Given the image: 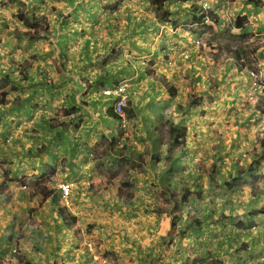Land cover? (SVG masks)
Here are the masks:
<instances>
[{"label":"clouds","instance_id":"obj_1","mask_svg":"<svg viewBox=\"0 0 264 264\" xmlns=\"http://www.w3.org/2000/svg\"><path fill=\"white\" fill-rule=\"evenodd\" d=\"M19 10L40 19L37 27L13 19L10 12ZM90 12L112 25L111 35L108 23L98 27L88 18ZM117 19L122 21L118 25ZM5 20L13 34L0 36L3 95L17 92L15 83L32 77L23 64L18 66L20 70L8 71L11 62L19 64L27 58L28 38L18 40L16 28L24 37L38 28L44 35L50 25V41L80 32L92 42L93 66L87 73L73 71L69 89L76 90L78 99L103 97L104 104L112 103L117 124L107 117L109 123L103 126L90 120L88 126L96 128L90 138L70 129L74 145H80L75 159L77 175L63 161L57 162L69 194V203H65L56 188L59 207L49 201L41 211L30 200L34 185L51 175L45 167L49 163L46 157L35 159L17 149L20 155L9 157L15 175H5L10 166L0 155V264H114L99 248V240L105 241L103 250L114 247L121 257L136 243L132 255L137 264L149 249L160 258V264H264V174L252 170L253 155L264 153L260 146L264 141V4L258 0H154L153 4L146 0H19L9 10L0 8V26ZM141 21L145 28L137 29ZM209 40L219 41L223 49L213 52ZM205 42L212 49L189 63L192 52L198 50L192 45ZM214 55L219 56L218 62ZM170 60L176 62L169 64L171 72L164 67ZM201 60L207 72L199 67ZM180 62L183 68L177 69ZM191 69L195 70L193 78L204 79L179 96L157 79L164 75L172 82L176 71ZM109 70L111 85H97L90 92L89 83ZM43 78L48 79L46 73ZM217 96L220 103L214 105ZM197 100L204 101L207 114L192 111L201 108ZM129 103L136 113L133 120L126 110ZM113 104L118 112L125 107V127ZM233 108L245 127L228 129L227 140L229 146L233 142L243 146L237 156H243L240 167L247 170L237 172L230 163L221 170L217 164L212 175L201 168L209 144L208 126L227 124V112ZM85 111L99 116L108 108L85 107ZM117 127L122 135L128 128L138 129L136 134L143 142L134 140V144H139L143 160L130 164L126 157L107 149L120 136ZM33 163L39 171L32 170ZM133 174L140 176V183L129 180L126 184L125 177ZM32 176L39 180L30 184ZM202 176L207 178L201 181ZM70 200L81 226L98 221L95 238L81 243L78 232L65 223L63 211L70 207ZM131 215L142 223H126ZM146 216L151 223L144 220ZM68 221L74 222L75 217Z\"/></svg>","mask_w":264,"mask_h":264},{"label":"crops","instance_id":"obj_2","mask_svg":"<svg viewBox=\"0 0 264 264\" xmlns=\"http://www.w3.org/2000/svg\"><path fill=\"white\" fill-rule=\"evenodd\" d=\"M10 1H12L10 5L17 4V2L19 3V0ZM40 2L43 3L44 0H40ZM146 2L153 4L150 0H146ZM258 3L264 4V0H258ZM52 11L55 12L56 9L53 8ZM88 18L96 21L98 27L104 23H108L107 21L99 20L97 16L93 15L91 12L88 14ZM127 19L129 24H131V17L129 16ZM5 21L8 22L7 20ZM121 22L120 19H117L116 21L117 25ZM66 26L67 25L65 24V27ZM136 28H145L144 22L141 21L136 24ZM17 29L19 30V28ZM111 29L112 25L108 23L109 35H111ZM47 31L45 39H28V47L24 49L27 57L25 60L30 59V56H32L33 59L31 62L25 60L19 64L15 61L11 62L13 66L8 71L15 69L20 70L18 66L23 64L24 71H28L32 77H30L29 80L25 79L15 83L19 90L17 93L19 96L14 95L15 92L12 93L14 97L16 96L13 102V111L7 112L8 116H3L2 120L0 119V154L8 163H13V160L9 158L10 156L17 157L20 155L17 149L23 150L27 156L35 159L46 157L49 161L45 167L51 175H48L43 183L35 184V190L30 194L31 203L33 205L39 204L41 211L47 206L49 201H51L53 206L56 205L55 207L60 206V193L55 187V182L62 181V172L59 170L57 162L63 161L68 168L73 169V175H77V163L75 162V159L80 145L78 143L74 145L70 129L76 132H81L82 136L85 138H90L93 133L96 132L94 126H88L90 120H97L98 123L102 122L103 126L109 123L107 118H110L112 122L117 124V121L113 118L114 116L112 114V103L107 105L104 104L103 97L99 100L78 99L76 90L74 88L71 90L69 89V85L73 83V78L70 75L73 71L79 70L81 73H87L89 67L93 66V49L91 40L87 38L86 34L75 32L72 37L60 35L58 38L50 41L49 36L52 31L50 25ZM12 34L13 33L10 32L7 35L11 36ZM4 35H6V33H0V36ZM95 35L96 33H93L94 37ZM16 38L21 41L25 39L20 33H16ZM81 40L83 41L82 43ZM209 41L212 42V40ZM205 44L206 42L201 43L198 46L192 45L194 49L198 50L192 52L189 63L197 61L198 57L204 56L207 53V49H212L208 46L206 48ZM133 47H135V45H133ZM50 48L51 50H49ZM212 51L215 52L216 50L212 49ZM38 53L42 54L41 57H37V55H39ZM213 59L218 62L219 56L214 55ZM49 61L53 63V66L49 65ZM170 63L176 62L171 60L165 62L164 67L166 71L169 72L172 71L171 67H169ZM198 64L203 71H208L207 65L202 60L199 61ZM80 65H83V67H80ZM182 68L183 63H177V69ZM194 71V69L188 70L187 72L178 70L174 73L172 82H169L164 75L158 76L157 79L163 80L167 86L171 87L175 95L179 96L183 89L192 88L194 90L195 86L200 84L204 79L202 76L193 78ZM45 73L48 77L46 80L43 78ZM15 74H17V71ZM36 74L38 76L34 78L33 75L35 76ZM81 78L83 79L84 76H81ZM141 79H143V76H141ZM111 83L112 74L109 70L105 75L99 76L89 83V91L91 92V90L97 85L104 88L111 85ZM152 86L155 87V85ZM191 99L192 94L189 95V101H191ZM195 103L201 105V108H192L193 112L203 111L207 114L208 108L203 107V100H197ZM213 103L214 105L220 103L219 96L213 98ZM225 103H227V101H225ZM82 104L84 107H82ZM85 107L96 109L97 111L102 107H107L108 111L107 113H100L99 116H95L93 113L85 111ZM126 110L129 119H135L136 113L130 103ZM28 113H30V116L27 119V125H25V119ZM238 116V110L233 108L227 112V124H221L219 128L216 127L215 123L209 124V144L204 149V159L201 162V168L205 172L215 175L217 172V164H220L222 166L221 170H223V168L228 167L229 163L231 168L237 170V172H240V169H243L240 167L243 156H237V153L241 151L243 146L241 145L238 147L235 142L229 146L227 140L228 129H232L236 126L241 128L245 127V125L240 124ZM234 117L236 118L235 120ZM11 122L19 123L18 125L22 124V126L17 125L18 127L13 125L12 129L14 133L13 131L12 133L14 136L12 138L9 135V128L12 127ZM37 126V130L32 129ZM116 131L120 133L119 127L116 128ZM127 132L126 135L120 133V136L113 144L107 145V149L116 153L118 156L126 157L131 164L135 159H144V156L139 151V144H134V140L139 141L140 143L143 141L142 138L136 134L138 132L137 128H128ZM36 136H39L38 140H35ZM101 139H104L103 135H101ZM245 139H247V137H245ZM4 142H10L11 145L9 143L3 144ZM260 146L264 149V141L261 142ZM42 162L43 161L41 160V163ZM12 163L10 165H12ZM31 167L34 172L40 170L36 167L35 163H33ZM8 170L9 172L7 175H15V173L11 172V167H9ZM258 173L259 175L264 174V159L260 163ZM206 178L207 176H202L201 181ZM140 179V176L133 174L130 177H125V183L127 184L130 180L133 184H139ZM37 180H39V177L32 176V180L29 183L31 184L33 181ZM169 181L172 183L171 180ZM144 183L147 184L148 181L144 180ZM171 183L169 185H171ZM78 198L79 197H77V199ZM56 201H58L59 204H57ZM70 203V207L65 211H68L70 215L74 216L75 221L70 222L64 217L65 223L78 232L81 237V243L83 239L95 238L98 221L90 220L87 224L81 226L76 218L77 213L72 206L71 200ZM62 215L64 216V214ZM144 220L151 223V219L147 216ZM125 222L129 224L131 222H136L138 225L142 223L136 215H131ZM159 227L163 229L164 225L161 223L159 224ZM109 239H113V237H109ZM104 245V240L98 241L99 248L104 251L114 263L137 264L136 258L132 255V249L137 247L136 243L132 242V247L125 250L124 257H121L120 253L114 247L111 248V250H103ZM151 263L160 264V258L154 255L152 249H149L147 256L140 259L138 264ZM89 264H91V261H89Z\"/></svg>","mask_w":264,"mask_h":264},{"label":"rangeland","instance_id":"obj_3","mask_svg":"<svg viewBox=\"0 0 264 264\" xmlns=\"http://www.w3.org/2000/svg\"><path fill=\"white\" fill-rule=\"evenodd\" d=\"M10 3H12V1H10V0H0V8H2V9H4L5 7V10H9V7H10ZM17 4H18V2H17ZM20 9H24V6L21 4L20 5ZM18 12H16V13H11L10 12V15L13 17V19H15V20H17V21H19V22H21L19 19H18V14H17ZM6 22V21H5ZM4 22V24L2 25V26H0V33H6V35L8 34V33H10L11 31H8V29H9V22H6L5 23ZM37 31L40 33V31H39V28L37 29ZM15 32L16 33H19V30L16 28L15 29ZM48 32V31H47ZM46 32V33H47ZM30 34H32V33H29V35ZM24 38H27L26 37V35L24 36ZM213 42V49H215V50H217V49H223V44L222 43H220L219 41H212ZM39 54V53H38ZM41 55L42 54H39V55H37V57H41ZM32 56H30V59H28V60H25V61H27V62H31L32 61ZM38 61H40V60H38ZM52 61V60H51ZM49 65L50 66H53V63L51 62V63H49ZM57 65V64H56ZM55 65V66H56ZM18 90V89H17ZM19 92V90L17 91V92H15V94L14 95H17L18 96V93ZM1 93V92H0ZM22 93V92H21ZM12 97H13V95L12 94H10V95H3V93H1V96H0V98L1 99H4V105L3 106H1V104H0V115H2V116H8V114H7V112H12L13 111V106H14V100L12 99ZM16 97V96H15ZM11 99H12V101H11ZM11 102V103H10ZM2 109V110H1ZM30 113H28L27 114V117H26V121H25V125H27V122H28V118H29V115ZM18 121H20V120H18ZM17 122V121H16ZM16 122H11L12 123V127L11 128H9L10 129V133H9V135H10V137L12 138L14 135H13V133H14V131H13V125L14 126H17L19 123H16ZM18 126H22V124H20V125H18ZM17 126V127H18ZM40 126V125H39ZM32 129H34V130H37L38 129V126L37 127H35V128H32ZM12 131H13V133H12ZM26 131V130H25ZM30 132H32V131H30ZM25 138H26V136H25ZM39 139V136H36V139L35 140H38ZM10 145H11V143L10 142H8ZM7 142L5 143H3V144H8ZM0 149H1V147H0ZM10 152V151H9ZM1 155V154H0ZM5 159V158H4ZM4 162L5 163H8L7 161H6V159L4 160ZM12 162H10V163H8L9 164V166L11 167V164ZM9 172V170H7L5 173H8ZM168 183L170 184L171 182L170 181H168ZM172 184V183H171ZM56 206V205H55ZM135 248V247H134ZM114 264H116V263H114ZM152 264V263H151Z\"/></svg>","mask_w":264,"mask_h":264},{"label":"trees","instance_id":"obj_4","mask_svg":"<svg viewBox=\"0 0 264 264\" xmlns=\"http://www.w3.org/2000/svg\"><path fill=\"white\" fill-rule=\"evenodd\" d=\"M153 3H154V0H151ZM18 19L20 21H22L25 25H28V26H31V27H37V24L38 22L40 23V19H38L37 17L35 16H26L23 11L19 10L18 11ZM46 34V33H45ZM41 35V33H39L38 31H36L35 33H32L29 35L28 34H24V36L26 35V37L28 39H45L46 38V35ZM46 79V78H45ZM44 79V80H45ZM2 81V80H0ZM1 83V82H0ZM1 86V85H0ZM2 93V92H1ZM1 93H0V96H1ZM0 104H4V99H0ZM112 114L114 115V113L112 112ZM264 159V154H261V153H257L255 155H253V160L255 161V163L252 165V170L256 173H258V169H259V166H260V163L261 161ZM242 172L243 170H247L245 168L243 169H240ZM5 175H7V173H5ZM57 203V201H56ZM63 209H60V211H62ZM64 214H65V218L67 220H74V217L72 215H70V213L66 212L65 210L63 211Z\"/></svg>","mask_w":264,"mask_h":264},{"label":"built area","instance_id":"obj_5","mask_svg":"<svg viewBox=\"0 0 264 264\" xmlns=\"http://www.w3.org/2000/svg\"><path fill=\"white\" fill-rule=\"evenodd\" d=\"M110 88V87H108ZM108 88H105V89H108ZM117 100V103H119V97L116 98ZM113 111L115 112V114L118 116V119H119V122H120V125L122 127H125V123L127 121V118H126V113H125V107H122V111H116V105L113 104ZM55 185H56V188L59 189L60 193H61V196H62V199L65 203H69V194H68V191H67V188H65L63 186V182L60 181V182H55ZM102 256V255H101ZM103 259H106L105 257L102 256Z\"/></svg>","mask_w":264,"mask_h":264}]
</instances>
